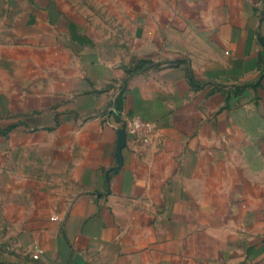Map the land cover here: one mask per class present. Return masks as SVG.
<instances>
[{
	"label": "crops",
	"instance_id": "1",
	"mask_svg": "<svg viewBox=\"0 0 264 264\" xmlns=\"http://www.w3.org/2000/svg\"><path fill=\"white\" fill-rule=\"evenodd\" d=\"M1 226L41 264H264V0H0Z\"/></svg>",
	"mask_w": 264,
	"mask_h": 264
},
{
	"label": "rangeland",
	"instance_id": "2",
	"mask_svg": "<svg viewBox=\"0 0 264 264\" xmlns=\"http://www.w3.org/2000/svg\"><path fill=\"white\" fill-rule=\"evenodd\" d=\"M12 228L0 227V264H41L32 257L26 244L15 242Z\"/></svg>",
	"mask_w": 264,
	"mask_h": 264
},
{
	"label": "built area",
	"instance_id": "3",
	"mask_svg": "<svg viewBox=\"0 0 264 264\" xmlns=\"http://www.w3.org/2000/svg\"><path fill=\"white\" fill-rule=\"evenodd\" d=\"M258 38L260 33L258 32ZM122 128L134 140H140L143 143H148L150 136L153 133L155 126L154 123L144 119L137 114H130L124 118ZM43 254V249L39 245L33 246L32 257L39 259Z\"/></svg>",
	"mask_w": 264,
	"mask_h": 264
}]
</instances>
